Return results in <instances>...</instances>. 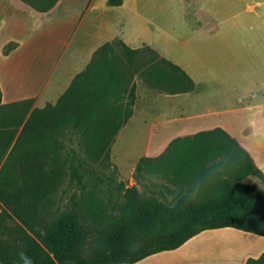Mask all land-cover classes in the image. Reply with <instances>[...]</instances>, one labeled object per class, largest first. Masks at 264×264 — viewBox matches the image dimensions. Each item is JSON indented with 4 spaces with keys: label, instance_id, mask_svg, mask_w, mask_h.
Returning <instances> with one entry per match:
<instances>
[{
    "label": "trees",
    "instance_id": "trees-1",
    "mask_svg": "<svg viewBox=\"0 0 264 264\" xmlns=\"http://www.w3.org/2000/svg\"><path fill=\"white\" fill-rule=\"evenodd\" d=\"M23 1L46 12L58 0ZM124 1L108 3L118 7ZM117 45L119 51L108 44L97 52L56 104L30 111L34 99L4 104L0 89V205L4 207L0 264H134L178 249L208 229L233 227L264 236V191L244 183L246 176L263 180L264 176L221 129L176 139L160 157V170H166L163 174L170 182L205 185L201 196L178 192L175 202L169 204L146 197L136 185L125 187L119 214L107 221L99 220L100 214L95 212L93 220L86 222L75 207L64 213L49 209L50 197L65 178L63 165H53L63 132L77 135L87 155L98 160L103 155L110 157V147L126 122L121 124L111 95L124 83L118 78L121 65L132 70L130 76L136 74L143 48L131 49L123 42ZM15 47L10 42L4 52ZM145 68L142 74L157 77L156 85H178L175 93L193 87L186 72L165 58L151 60ZM131 116L129 113L126 118ZM216 156L221 158L216 161ZM150 160L154 159H140L138 168L154 171ZM12 166L17 167V176L9 175ZM73 176L82 181L75 167ZM16 185L19 187L14 188ZM7 219L16 225L7 224ZM246 264H264V252Z\"/></svg>",
    "mask_w": 264,
    "mask_h": 264
},
{
    "label": "rangeland",
    "instance_id": "rangeland-1",
    "mask_svg": "<svg viewBox=\"0 0 264 264\" xmlns=\"http://www.w3.org/2000/svg\"><path fill=\"white\" fill-rule=\"evenodd\" d=\"M70 1L62 2L48 25L42 29L38 28L37 31L33 30L35 14L29 7L16 1V4L9 5V13L13 17L20 16L21 13L30 19L31 27L27 35H34L52 30L63 21L80 19L90 2ZM94 4L104 13L106 23L114 26V31L130 46H139L146 42L145 40L152 41L158 36L166 39L167 35L157 27L158 24L183 41H179L178 48H170L169 43H164L163 46L167 48L170 58L181 62L191 71L206 73L195 91L177 98L173 106L162 116L167 122L157 123L154 132L160 125H163L166 132L162 133L155 148L164 150L168 140L174 138V134L168 133L167 130L194 127L204 119L199 115L205 112L228 109L233 104L250 103L252 106H259L264 114V92L260 95L256 92L258 95L256 98H245L242 101L231 96L235 94L233 90L235 85H239L241 90L250 88L264 91V0H125L124 4L118 7L111 6L108 0H95ZM199 11L211 13L213 19L210 20L208 29L204 28L206 26L204 22L198 24L189 18V13L195 14ZM146 16H152L154 22L151 26L152 34L149 35H146L143 25ZM12 42L16 44L14 49L18 48L19 43ZM67 43L68 39L65 40L64 46ZM115 48L117 50L118 45ZM152 52L145 47L142 49L136 61L138 71L133 76L129 73L132 70L121 65L118 78L123 79L124 83H120L112 91L111 101L114 107L119 108L121 124L125 119L128 121L129 118L126 117L129 113L132 115L135 113L112 145L116 161L112 156V146L110 157L103 155L95 160L87 155L83 140L69 130H65L58 139L60 151L53 165H63L65 178L58 192L48 201L50 210L64 213L75 207L86 222L93 220L95 212L100 214L99 220L107 221L119 214L120 207L125 201V187L136 185L146 197L169 204L175 202L178 192L189 193L194 197L203 193L206 186L194 181L180 186L170 182L163 174L166 170H160L159 163L162 157L148 162L155 169L150 173L138 168L139 162L134 172L130 171L132 159L142 154L143 149L142 146L131 142L141 137L144 127L149 126L155 117L146 104V99L141 96L144 89H150L151 86L152 91L168 94L175 93L178 89V85L174 87L170 83L158 86L155 84L157 77L142 74L146 69V63L154 59L159 61L161 58L156 52ZM69 56L70 54L65 53L48 89L38 100L40 107L49 102L55 103L60 91L62 92L69 83L63 77V69ZM130 77L132 78L129 79ZM210 78L213 80H209ZM174 89L176 90L173 91ZM37 106L34 100L30 111L38 108ZM116 162L121 164L123 169ZM74 167L78 169L82 181L74 178ZM9 175L17 176V167L12 166ZM18 187L19 185H16L14 188ZM3 210L4 207L0 205V216ZM5 222L12 227L16 225L11 219Z\"/></svg>",
    "mask_w": 264,
    "mask_h": 264
},
{
    "label": "crops",
    "instance_id": "crops-1",
    "mask_svg": "<svg viewBox=\"0 0 264 264\" xmlns=\"http://www.w3.org/2000/svg\"><path fill=\"white\" fill-rule=\"evenodd\" d=\"M16 1L23 6H27V8L29 7L35 14V27H33V30L36 29L37 31L38 28L42 29L48 25L55 10L65 0H58L55 6L46 12L36 10L23 0L0 1V89L2 92V103L8 104L34 99L38 108H44L48 104H56L71 86L74 78L89 67L96 53L104 46L110 44V46L112 45L115 48L117 44L121 45V42H123L131 49L150 48L156 51L161 58H165L180 66L193 81V87H190L189 90L172 94L152 91L151 86L150 89H144L141 96L146 99V104H148L155 117L151 120L149 126L144 127L141 137L135 138L131 142L134 145L142 146L143 149L142 154L132 159L130 171L134 172L137 163L142 158L158 159L162 157L170 144L176 139H184L201 132L221 129L240 145L248 154L254 166L264 176V114L259 106H252L250 103L233 104L228 109L200 114L199 117L204 119L198 125L187 129L180 127V130H178L177 127L174 130H167L168 133L174 134V138L168 140L164 150L160 151L159 148H155L162 133L166 132L163 125H160L154 132L157 123L159 121L161 123L167 122L162 119V116L173 106L175 100L195 91L197 84L206 75L203 72L200 74L195 70L191 71L181 62L170 58L167 48L163 45L164 43H169L170 48H178V43L181 40L175 35L165 31L164 28L156 24L167 35L166 39L158 36L157 39L152 41L145 40L146 42L139 46H130L121 35L114 31V26L106 23L104 13L99 11L97 5L94 4L95 0H90L89 6H87L88 10L86 9L80 19L63 21L52 30L27 35L28 29L31 27L30 19L21 13H19L20 16L16 15L14 17L9 13V5L16 4ZM76 1L78 0H71L70 2ZM188 15L191 21H195L198 24L204 22L206 25L205 29H208L209 22L213 19L208 11H199ZM152 18V16H146L143 22L146 35L152 34L151 26L154 24ZM27 36L29 38H26ZM67 39L68 43L64 46V42ZM12 41L19 43L18 48L12 50L9 54H5V46ZM65 53L70 54V56L64 66L63 77L69 83L62 89V92L60 91L59 98L55 103L49 102L45 106L40 107L38 100L48 89ZM209 80L213 79L210 78ZM233 90L235 94L231 96L238 101H242L245 98H256L258 96L256 92L259 95L264 92L263 90L258 91L250 88L241 90L239 85H235ZM133 115L120 128L114 143L126 128L128 122L132 120ZM112 156L115 160L113 146ZM222 156L227 158V155ZM220 158L221 156H216L215 160L218 161ZM118 166L123 169L121 164H118ZM244 183L255 185L264 191V180L258 176H246ZM263 252L264 236L233 227H223L202 231L178 249L153 254L134 264H246L249 258H258Z\"/></svg>",
    "mask_w": 264,
    "mask_h": 264
}]
</instances>
